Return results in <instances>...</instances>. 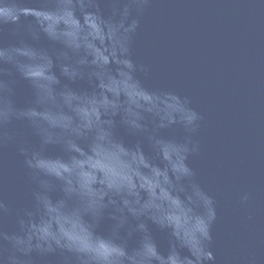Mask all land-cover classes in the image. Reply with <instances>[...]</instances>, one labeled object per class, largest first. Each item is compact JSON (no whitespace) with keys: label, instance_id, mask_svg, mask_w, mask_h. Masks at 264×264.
I'll return each mask as SVG.
<instances>
[{"label":"water","instance_id":"obj_1","mask_svg":"<svg viewBox=\"0 0 264 264\" xmlns=\"http://www.w3.org/2000/svg\"><path fill=\"white\" fill-rule=\"evenodd\" d=\"M38 2L60 9L40 16L48 32L33 39L22 17L0 27V49L22 44L57 126L40 162L63 179L43 185L27 168L18 146L41 144L25 122L7 142L0 130V264H81L55 241L25 255L5 239L32 226L101 255L123 238L121 264H172L170 240H195L210 212L204 264H264V0ZM5 67L17 104L31 103ZM106 174L127 187L110 189Z\"/></svg>","mask_w":264,"mask_h":264},{"label":"clouds","instance_id":"obj_2","mask_svg":"<svg viewBox=\"0 0 264 264\" xmlns=\"http://www.w3.org/2000/svg\"><path fill=\"white\" fill-rule=\"evenodd\" d=\"M146 3L147 0H144ZM39 5V11H29V9H35ZM60 11L56 2L40 3L38 0H0V27L8 24L21 25L22 17H33L35 23L28 24L31 26V32L33 39L39 40L40 33L48 32V29L43 28L40 16L43 15L46 19H52ZM65 15H72V13H64ZM127 14V9L125 10ZM39 25V27H36ZM22 45V44H21ZM21 45H12L5 49H0V130L3 132L4 142L14 139V136L10 135V128L17 122H25L29 128L32 129L33 133L39 137L41 148L39 150L31 148L27 144H20L18 151L21 156L24 157V162L27 168L37 170L43 173L45 179L41 181L43 185H46L54 178L63 179L59 174L54 177L48 170H45L40 162V154L44 147L49 144L55 143L53 136L56 135L51 130H56L57 126L52 118L51 106L45 107L46 100L40 94L37 82L34 80V73L26 71L23 67L20 55L22 54ZM7 52V56H5ZM13 65L18 73L19 77L26 81L33 92V100L24 106H20L15 101V89L13 87V81L6 79L11 76L5 67L6 65ZM62 75L66 77V80L75 82L74 74H69L68 69H63ZM47 79L50 82L59 83L58 78L55 74L48 76ZM42 87V86H41ZM62 87L71 93L73 91L67 84H63ZM97 118L98 114H97ZM192 119H196V114L193 113ZM125 128L130 133L133 129ZM67 131V129H65ZM105 183L112 189L115 188L117 193L127 185L118 184L114 179L105 176ZM90 192V190H89ZM87 193H82V195ZM102 199V198H101ZM247 199V197H245ZM209 204L211 201L209 200ZM0 207L3 204L0 203ZM215 218V214L210 212L209 222ZM209 222H205L203 229L195 240H189L186 237H181L179 233H176L174 238L170 240L172 251L175 253V258L172 264H204L205 261H211L214 259L213 253L207 250L205 241L211 240ZM23 223V222H22ZM143 227V225H141ZM162 230L164 229L163 224L161 225ZM5 239L10 240L13 244L14 249L28 255L34 250L40 251H54L50 241H55L56 245L61 248H67V250L76 253L80 259L81 264H121V257L124 256L122 250L123 245L126 241L123 238H116L111 244L110 251L101 255L94 253L92 249L83 248L74 243L71 238L65 240L64 237L58 236L51 233L41 234L35 230L34 226L29 229L27 239L17 236H5ZM33 239L37 241L35 245L32 244ZM62 240L66 241V245L62 244ZM47 244V248L44 245ZM186 248L190 256H183L179 251V248ZM9 264H21L19 257L12 255L8 257Z\"/></svg>","mask_w":264,"mask_h":264}]
</instances>
